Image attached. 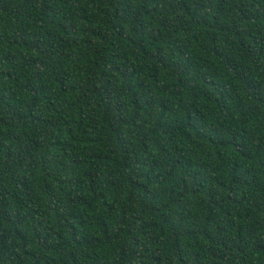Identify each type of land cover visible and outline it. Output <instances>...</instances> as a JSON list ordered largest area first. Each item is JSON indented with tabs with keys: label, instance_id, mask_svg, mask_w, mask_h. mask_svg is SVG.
I'll return each mask as SVG.
<instances>
[{
	"label": "trees",
	"instance_id": "16d2710c",
	"mask_svg": "<svg viewBox=\"0 0 264 264\" xmlns=\"http://www.w3.org/2000/svg\"><path fill=\"white\" fill-rule=\"evenodd\" d=\"M0 264H264V0H0Z\"/></svg>",
	"mask_w": 264,
	"mask_h": 264
}]
</instances>
